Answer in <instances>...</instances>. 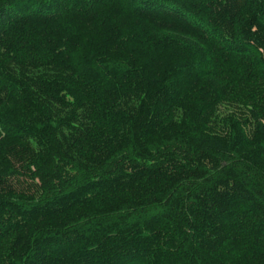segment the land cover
<instances>
[{"label":"trees","instance_id":"1","mask_svg":"<svg viewBox=\"0 0 264 264\" xmlns=\"http://www.w3.org/2000/svg\"><path fill=\"white\" fill-rule=\"evenodd\" d=\"M0 264H264V0H0Z\"/></svg>","mask_w":264,"mask_h":264}]
</instances>
